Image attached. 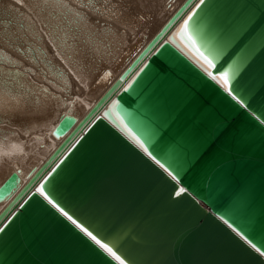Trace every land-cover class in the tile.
<instances>
[{
	"label": "water",
	"instance_id": "95a60500",
	"mask_svg": "<svg viewBox=\"0 0 264 264\" xmlns=\"http://www.w3.org/2000/svg\"><path fill=\"white\" fill-rule=\"evenodd\" d=\"M52 134L0 183V264H264V0H185Z\"/></svg>",
	"mask_w": 264,
	"mask_h": 264
},
{
	"label": "bare ground",
	"instance_id": "6f19581e",
	"mask_svg": "<svg viewBox=\"0 0 264 264\" xmlns=\"http://www.w3.org/2000/svg\"><path fill=\"white\" fill-rule=\"evenodd\" d=\"M184 1L0 0V183L16 165L27 182L61 114L81 119Z\"/></svg>",
	"mask_w": 264,
	"mask_h": 264
},
{
	"label": "snow or ice",
	"instance_id": "6c2138e0",
	"mask_svg": "<svg viewBox=\"0 0 264 264\" xmlns=\"http://www.w3.org/2000/svg\"><path fill=\"white\" fill-rule=\"evenodd\" d=\"M189 39H192V37L190 35H189ZM192 43L195 45V40L194 39L192 40ZM203 59L208 64L209 68L215 67V65L213 64V62L210 59H208L207 57H203ZM214 78L220 79L221 83H223L225 85V87H228L229 91H231V87H230V83H229V79H228L227 72H221L218 77L214 76ZM125 127H127V125H125ZM129 131L131 132V129H129ZM132 134H133V136H135V133H132ZM136 139L139 141V137H136ZM139 142L143 146V142L142 141H139ZM145 150L147 151L146 148H145ZM149 155H151V153H149ZM153 159H155V157H153ZM49 199H51V198H49ZM52 202L55 203V201H52ZM56 207L57 208H60V205L59 204H56ZM60 211L61 212H64V209L63 208H60ZM64 215L68 216V213L67 212H64ZM69 219H73V217L69 216ZM73 222L76 223V224H78L79 227L82 228L85 232H87L89 236H92V238L94 240H96L97 243L101 244V246L103 248H105L107 251L111 252L112 255L116 256V253L113 251V249L111 247H109V245L104 244L102 241L98 240L97 237L94 236L92 234V232H90L87 228H85L83 224H80L79 221H76V220H73ZM245 238L247 239V237H245ZM116 258L117 259H120L119 256H117ZM122 264H123V262H122Z\"/></svg>",
	"mask_w": 264,
	"mask_h": 264
}]
</instances>
